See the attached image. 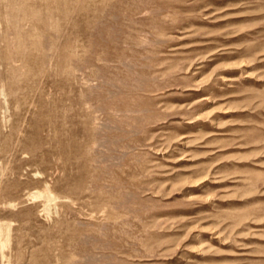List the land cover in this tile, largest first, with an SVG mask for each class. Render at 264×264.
<instances>
[{
    "label": "rangeland",
    "instance_id": "obj_1",
    "mask_svg": "<svg viewBox=\"0 0 264 264\" xmlns=\"http://www.w3.org/2000/svg\"><path fill=\"white\" fill-rule=\"evenodd\" d=\"M0 264H264V0H0Z\"/></svg>",
    "mask_w": 264,
    "mask_h": 264
},
{
    "label": "bare ground",
    "instance_id": "obj_2",
    "mask_svg": "<svg viewBox=\"0 0 264 264\" xmlns=\"http://www.w3.org/2000/svg\"><path fill=\"white\" fill-rule=\"evenodd\" d=\"M1 231V230H0ZM1 233V232H0Z\"/></svg>",
    "mask_w": 264,
    "mask_h": 264
}]
</instances>
